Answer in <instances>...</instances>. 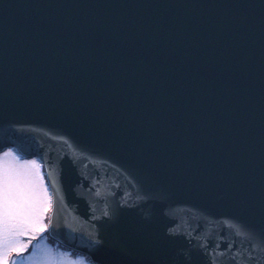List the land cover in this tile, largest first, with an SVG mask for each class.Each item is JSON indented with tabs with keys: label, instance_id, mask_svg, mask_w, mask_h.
<instances>
[{
	"label": "water",
	"instance_id": "obj_1",
	"mask_svg": "<svg viewBox=\"0 0 264 264\" xmlns=\"http://www.w3.org/2000/svg\"><path fill=\"white\" fill-rule=\"evenodd\" d=\"M9 148L97 264H264V0H0Z\"/></svg>",
	"mask_w": 264,
	"mask_h": 264
},
{
	"label": "snow or ice",
	"instance_id": "obj_2",
	"mask_svg": "<svg viewBox=\"0 0 264 264\" xmlns=\"http://www.w3.org/2000/svg\"><path fill=\"white\" fill-rule=\"evenodd\" d=\"M40 167L36 160H20L12 149L0 154V264H20L13 257L26 253L30 257L29 264H97V260L93 257L81 256L72 259L70 253L66 254L52 248H40L39 242L45 238L46 233L50 229L55 230L60 227L56 223L55 211L52 218H48L54 200L44 183ZM56 203H63V198L61 197ZM121 204L127 205V200H122ZM117 215V208L105 206L100 216L93 215L92 220L100 221L104 218L112 220ZM66 226L70 227V225ZM169 232L180 234V229L170 228ZM89 237L93 245L102 243L98 230L91 232ZM192 238L189 235V239ZM34 241H36L35 245ZM201 247L205 248V253L211 258V264H220L215 252L208 250L204 245ZM255 247L253 245V249ZM231 248L232 245L229 244L220 252V256L226 255ZM29 249L33 251L29 252ZM237 255L244 256L245 253L237 250L231 259L235 260ZM246 255L248 264H260L254 251H246ZM66 256L69 259H65ZM237 264L240 262L237 261Z\"/></svg>",
	"mask_w": 264,
	"mask_h": 264
},
{
	"label": "rangeland",
	"instance_id": "obj_3",
	"mask_svg": "<svg viewBox=\"0 0 264 264\" xmlns=\"http://www.w3.org/2000/svg\"><path fill=\"white\" fill-rule=\"evenodd\" d=\"M9 149H11V148H9ZM7 150L8 149L0 152V154H2L3 152H5ZM12 151L15 154V156L16 157H19V159L22 160V161L36 160L40 164V166H41L40 167V172L43 174L44 183L47 185L49 193H51L50 188H49V185H48V182H47V178H46L45 168H44V165L42 164V162L37 157L23 158L15 150L12 149ZM9 159H13V157H9ZM50 211L48 212V218L50 217ZM39 243H40V248L41 249L52 248V249L57 250V251H62L64 253H66V254L70 253L71 254V257L70 258H72V259H76L78 257L83 256V255H80V254H76L73 251H71V250H69V249H67V248L59 245L55 241H52V239L50 238L48 232L46 233L45 238L43 240H41ZM33 244L35 245L36 244V241H34ZM32 251H33V249H29V252H32ZM83 257H85V256H83ZM13 258L15 260L19 261L20 264H29L30 257H29V254L28 253H26V254H24L22 256L13 257ZM65 259H69V257L66 256Z\"/></svg>",
	"mask_w": 264,
	"mask_h": 264
},
{
	"label": "trees",
	"instance_id": "obj_4",
	"mask_svg": "<svg viewBox=\"0 0 264 264\" xmlns=\"http://www.w3.org/2000/svg\"><path fill=\"white\" fill-rule=\"evenodd\" d=\"M52 241H55V240L52 239ZM55 242H56V241H55ZM58 244H59V243H58ZM59 245H60V244H59ZM74 253H76V252H74ZM76 254H78V253H76ZM86 258H87V257H86Z\"/></svg>",
	"mask_w": 264,
	"mask_h": 264
}]
</instances>
